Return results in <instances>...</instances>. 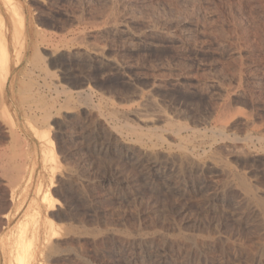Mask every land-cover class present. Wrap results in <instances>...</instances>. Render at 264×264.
<instances>
[{"label":"rangeland","instance_id":"1","mask_svg":"<svg viewBox=\"0 0 264 264\" xmlns=\"http://www.w3.org/2000/svg\"><path fill=\"white\" fill-rule=\"evenodd\" d=\"M22 220L29 264H264V0H0V264Z\"/></svg>","mask_w":264,"mask_h":264},{"label":"bare ground","instance_id":"2","mask_svg":"<svg viewBox=\"0 0 264 264\" xmlns=\"http://www.w3.org/2000/svg\"><path fill=\"white\" fill-rule=\"evenodd\" d=\"M100 50V49H99ZM151 98V97H150ZM150 98H148L147 97V102L148 103H150V104H152L151 103V101H150ZM146 102V101H145ZM143 103V102H142ZM154 103V102H153ZM155 104H156V102H155ZM97 105V104H96ZM144 106H146L145 104H143ZM93 107V106H92ZM155 107V106H154ZM137 109H138V107H137ZM134 110V109H133ZM140 110H142V109H140ZM140 110H134V112L136 111L139 115H141V111ZM146 110V109H145ZM145 110H144V112H145ZM161 111V110H160ZM115 112V111H114ZM131 112V111H130ZM135 112V113H136ZM143 112V111H142ZM115 113H118V112H115ZM165 113V112H164ZM137 114V115H138ZM145 114V113H144ZM150 114H152V113H150ZM150 114H148L149 116H150ZM48 115V114H47ZM76 115V114H75ZM119 115V114H118ZM159 115V114H158ZM96 116V115H95ZM101 116V115H100ZM123 116V115H122ZM144 116V115H143ZM157 116V115H156ZM48 117V116H47ZM101 117H103V116H101ZM124 117V116H123ZM151 118H152V115H151ZM148 118V116L146 115L145 117H143V119L142 120H144V121H146V122H150V121H152V122H154L153 121V119L154 118ZM159 118H161L162 120L164 119V120H167L168 119V117H166V115L165 114H160V116L158 117V119ZM171 118V117H170ZM76 119V118H75ZM105 119V118H104ZM119 119V118H118ZM106 121V120H105ZM156 122V121H155ZM177 122V121H176ZM100 123H101V121H100ZM169 123V122H168ZM108 124V123H107ZM143 124V123H142ZM170 124V123H169ZM181 124V123H180ZM156 125V124H155ZM185 125V124H184ZM100 126H101V124H100ZM103 126V125H102ZM117 126V125H116ZM139 126V125H138ZM149 126V125H148ZM176 126V125H175ZM184 127H186V126H184ZM187 127H189V126H187ZM112 128H114L113 127V125H112ZM132 128V127H131ZM141 128V127H140ZM181 128H183V127H181ZM96 129V128H95ZM98 129V128H97ZM96 129V130H97ZM102 129V128H101ZM150 129V128H149ZM158 129V128H157ZM173 129V128H172ZM178 129V128H177ZM217 129H219V128H217ZM221 129V132H222V127L220 128ZM220 129L218 130V131H220ZM226 129V128H225ZM115 130V129H114ZM164 130V129H163ZM183 130V129H182ZM186 130V129H185ZM194 130V129H193ZM192 130V131H193ZM42 131H44V130H42ZM165 131V130H164ZM176 131V130H175ZM180 131V130H179ZM178 131V132H179ZM41 133V135H43L45 138H47L48 139V148H47V150H44V152H45V157L47 156V161L48 160H53L52 161V163L53 162H55L54 161V158H56V157H54V154L56 153V151L54 152V143H53V141L48 137L49 135H47L48 133L47 132H44V134L42 133V132H40ZM46 133V134H45ZM153 133V132H152ZM195 133V132H194ZM122 134V133H121ZM167 134V133H166ZM176 135L178 136V137H180L179 135V133H176ZM40 136V134H38V138H40L39 137ZM152 136V135H151ZM168 136H170V135H168ZM43 137V138H44ZM158 137V136H157ZM186 137V136H185ZM159 138V137H158ZM41 139V138H40ZM148 139V138H147ZM163 139V138H162ZM165 140V139H164ZM132 143V142H131ZM186 143V140L183 138V137H180V151L178 152V154L177 155H174L173 154V156H171V154L169 155V156H171L173 159H175L180 165H183L185 162H194L195 161V159H194V157H193V155L190 153V152H188L189 150H186L185 149V147H184V144ZM100 144V143H99ZM168 144H169V142H168ZM41 145V144H40ZM127 146V145H126ZM124 147V146H123ZM137 148V147H136ZM177 148V147H176ZM175 149V148H174ZM165 151V150H164ZM42 152H43V150H42ZM137 152V151H136ZM197 152V151H196ZM149 153V152H148ZM147 153V154H148ZM154 152L152 151L151 153H150V155H152V156H154L155 154H153ZM158 154V153H157ZM168 154V153H167ZM56 156V155H55ZM160 157V156H159ZM163 157H164V155H163ZM170 157V158H171ZM149 158V157H148ZM152 158V157H151ZM196 158V157H195ZM142 159V158H141ZM57 160V159H56ZM138 160V159H137ZM149 161V160H148ZM163 162V161H162ZM196 162V161H195ZM55 164V163H54ZM186 164V163H185ZM52 165V164H51ZM158 165V164H157ZM196 165V164H195ZM57 166V165H56ZM164 166V165H163ZM197 166V165H196ZM216 166V165H215ZM50 167V169H52V167H53V165H52V167L51 166H49ZM226 167V166H225ZM58 168V167H57ZM57 168H55L54 167V169H57ZM146 168V167H145ZM200 168V167H199ZM162 169V168H161ZM226 169V168H225ZM224 169V170H225ZM53 170V169H52ZM52 172V171H51ZM179 172V171H178ZM30 175V174H29ZM247 180V179H246ZM41 185V184H40ZM39 185V186H40ZM247 186V185H246ZM249 186V185H248ZM168 187V186H167ZM47 190V189H46ZM15 191V190H14ZM38 191V190H37ZM47 193H44V194H46V195H44L45 197H42V199L44 198V200H46L47 199V202H49V204H47V205H49L48 206V210H50V211H52L54 208H55V203L51 200V199H49V197H50V193L48 192V191H46ZM49 193V194H48ZM37 194V193H36ZM36 196H38V195H36ZM13 197V196H12ZM52 197V196H51ZM54 198V197H53ZM251 198V197H250ZM43 200V201H44ZM50 200V201H49ZM263 200V199H262ZM55 201V200H54ZM12 202V201H11ZM57 202V201H56ZM261 209V208H260ZM35 209H33V211H34ZM37 211V210H36ZM33 213V212H32ZM36 212L34 211V214H35ZM51 214V213H50ZM31 215L29 214V216L28 217H30ZM35 216V215H34ZM33 216V218H35ZM38 217V216H37ZM36 217V218H37ZM31 219V221L33 222V221H35V219H32V218H30ZM37 219H39V218H37ZM36 219V220H37ZM25 220H26V218H25ZM27 221V220H26ZM26 221H24V220H22V221H20V224L19 225H17V227H19V230H18V238H17V240L16 241H14L13 243H14V249H13V256H14V258H13V260H16V262L18 263V264H29V261L31 260L30 258H32V256H33V253H34V247L31 245V244H33V243H31V241H30V238H28L27 237V232H28V223L26 222ZM48 221L52 224V219L49 217L48 218ZM47 221V222H48ZM31 222V223H32ZM38 222V221H37ZM46 222V223H47ZM34 223L35 222H33V225H34ZM49 223V224H50ZM33 225L31 226V224H30V226L31 227H33ZM54 226H55V224H54ZM49 227L50 226H48V229H49ZM30 228V227H29ZM58 228V227H57ZM31 229V228H30ZM36 229H38V228H36ZM53 227L51 226L50 227V229H49V236H52L51 235V233L52 234H55V233H53ZM61 230V229H60ZM55 231V230H54ZM17 232V231H16ZM31 232H33V231H31ZM48 234V233H47ZM58 234V233H57ZM32 235V236H31ZM36 236H38V235H36ZM49 236H47V237H49ZM57 236V235H56ZM59 236V235H58ZM17 237V236H16ZM15 237V238H16ZM30 237L31 238H33V234H30ZM46 237V239L45 240H47L48 238ZM52 237H55V236H52ZM38 238V237H37ZM36 238V239H37ZM49 238H51V237H49ZM52 240V239H51ZM47 242V241H46ZM55 243V242H54ZM45 245V244H44ZM33 248H32V247ZM49 246V245H48ZM51 246V245H50ZM60 246V245H59ZM36 249H37V247H36ZM51 250V251H50ZM52 250H56V249H54V244H53V248H52V246H51V249H48V251H50L51 253H52ZM46 252H47V250H46ZM56 252V251H55ZM58 252V251H57ZM56 252V253H57ZM49 253V252H48ZM11 254V253H10ZM53 254H54V252H53ZM51 257V256H50ZM15 262V261H14ZM16 262H15V264H16ZM31 264V263H30Z\"/></svg>","mask_w":264,"mask_h":264}]
</instances>
